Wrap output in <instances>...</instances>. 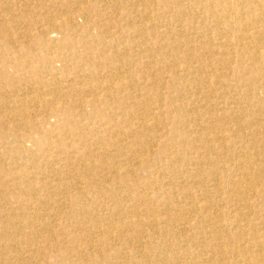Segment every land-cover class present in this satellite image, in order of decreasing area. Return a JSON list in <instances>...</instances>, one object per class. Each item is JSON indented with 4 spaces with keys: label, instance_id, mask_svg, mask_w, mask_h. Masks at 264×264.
<instances>
[{
    "label": "bare ground",
    "instance_id": "bare-ground-1",
    "mask_svg": "<svg viewBox=\"0 0 264 264\" xmlns=\"http://www.w3.org/2000/svg\"><path fill=\"white\" fill-rule=\"evenodd\" d=\"M0 264H264V0H0Z\"/></svg>",
    "mask_w": 264,
    "mask_h": 264
},
{
    "label": "rangeland",
    "instance_id": "rangeland-1",
    "mask_svg": "<svg viewBox=\"0 0 264 264\" xmlns=\"http://www.w3.org/2000/svg\"><path fill=\"white\" fill-rule=\"evenodd\" d=\"M49 119H50V120H52L53 118H52V117H50Z\"/></svg>",
    "mask_w": 264,
    "mask_h": 264
}]
</instances>
